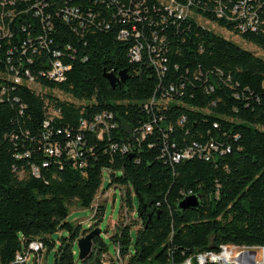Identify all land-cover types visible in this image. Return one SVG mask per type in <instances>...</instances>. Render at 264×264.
Masks as SVG:
<instances>
[{
  "label": "trees",
  "instance_id": "trees-1",
  "mask_svg": "<svg viewBox=\"0 0 264 264\" xmlns=\"http://www.w3.org/2000/svg\"><path fill=\"white\" fill-rule=\"evenodd\" d=\"M198 19L264 51V0H0V264L35 241L76 264L104 204L93 227L66 220L68 206L92 207L103 169L124 187L121 210L138 199L110 235V264L264 248V59ZM120 71L112 87L104 72ZM191 194L199 205L179 209ZM107 250L96 235L79 262L103 264Z\"/></svg>",
  "mask_w": 264,
  "mask_h": 264
},
{
  "label": "rangeland",
  "instance_id": "rangeland-1",
  "mask_svg": "<svg viewBox=\"0 0 264 264\" xmlns=\"http://www.w3.org/2000/svg\"><path fill=\"white\" fill-rule=\"evenodd\" d=\"M198 23H200L205 28L213 31L214 33H217L234 43L238 44L239 46L253 52L257 56L264 59V51L259 49L258 47L244 41L242 38H240L238 35L232 34L228 31H226L223 28L218 27L215 24L202 21L200 19L197 20ZM29 86L36 88L37 86L33 85V83L29 82ZM39 91L48 93L50 91L45 89H38ZM52 94L56 95L57 97L61 99H69L68 97H65L58 91H51ZM109 169H103L102 170V184L100 189L97 191L94 202L92 204V207L89 208H82L80 207L76 201H73L68 206V216L66 220L76 224L80 223L83 227H90L95 226V208L100 205L104 204V214L102 219L99 221L98 227L101 230V236L103 237L104 241L108 245L107 252L102 256L101 262L103 264H110L111 258L114 256L115 248L113 243L110 240V235L114 232L115 224L117 223L118 219H120L123 223H129L133 221V219L136 218V208L138 204V199L135 195L132 197V204L133 209L132 211H128V213L125 211V207L123 210H121V194L123 192L124 187L120 185H112L108 187L109 182ZM117 174H119L118 171H116ZM123 211V213H121ZM121 213V214H120ZM139 225L134 226L131 231V238L132 241L135 239L136 235V228H138ZM88 232V231H87ZM65 231H57L49 234L51 238H53L56 243L58 242V238L60 235H65ZM77 248V246H76ZM56 246L47 250L46 248L43 249L41 252V255L38 259H34L33 252L30 253L29 257L26 259V262L24 264H53V258H54V252H55ZM257 258L261 261L262 260V251L258 249V256ZM78 260V259H77ZM125 259H117V262L115 264H125ZM16 264V263H13ZM76 264H80L78 261Z\"/></svg>",
  "mask_w": 264,
  "mask_h": 264
},
{
  "label": "built area",
  "instance_id": "built-area-1",
  "mask_svg": "<svg viewBox=\"0 0 264 264\" xmlns=\"http://www.w3.org/2000/svg\"><path fill=\"white\" fill-rule=\"evenodd\" d=\"M168 6L173 12H178V17L187 14L186 9L174 5L172 2H169ZM134 58H137V53ZM63 70L64 69L58 63H56L52 75L60 80L63 74ZM95 120L98 122H102V117L96 116ZM91 127L92 125L90 126V128ZM147 129H149V127ZM42 249L43 245L38 241L32 242L29 245V253L38 252ZM258 249L262 251L261 261L257 258ZM263 252L264 248L262 247H247L224 244L220 246L218 251H204L196 253L193 257L186 258L181 264H192L193 260H195L198 264H204L206 262H214L220 264H263ZM29 253H17L15 256L16 264H24L26 262V259L30 255ZM114 256L115 258H118L117 247H115ZM36 258L38 259L39 257Z\"/></svg>",
  "mask_w": 264,
  "mask_h": 264
},
{
  "label": "water",
  "instance_id": "water-1",
  "mask_svg": "<svg viewBox=\"0 0 264 264\" xmlns=\"http://www.w3.org/2000/svg\"><path fill=\"white\" fill-rule=\"evenodd\" d=\"M104 77L108 80L112 87L123 83L128 76L126 71H120L118 74L113 72H104ZM199 205L198 196L191 194L183 197L177 204L179 209L196 208ZM96 235H101V230L98 227H94L83 235L79 236L76 240L77 246V259L82 261L86 259L92 253L93 239ZM264 258V252H263Z\"/></svg>",
  "mask_w": 264,
  "mask_h": 264
},
{
  "label": "bare ground",
  "instance_id": "bare-ground-1",
  "mask_svg": "<svg viewBox=\"0 0 264 264\" xmlns=\"http://www.w3.org/2000/svg\"><path fill=\"white\" fill-rule=\"evenodd\" d=\"M14 263H16V259H15Z\"/></svg>",
  "mask_w": 264,
  "mask_h": 264
}]
</instances>
